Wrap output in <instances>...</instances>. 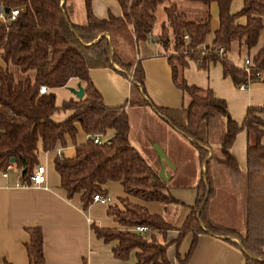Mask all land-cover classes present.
Returning <instances> with one entry per match:
<instances>
[{
  "label": "trees",
  "instance_id": "16d2710c",
  "mask_svg": "<svg viewBox=\"0 0 264 264\" xmlns=\"http://www.w3.org/2000/svg\"><path fill=\"white\" fill-rule=\"evenodd\" d=\"M0 1L7 12L20 10L14 20L0 23V62L4 65L0 66V173L11 166L19 171V184H27L37 163L38 147L42 152L63 147L65 136L73 141L74 126L78 124L87 135L85 143L74 144L73 157L53 159V169L67 199L80 194L81 209L85 211L92 204L93 195L106 196L107 182H118L127 198L164 207L176 203L157 173L130 146L124 107H105L88 78L90 69H112L115 64L123 69L119 72L121 75H131V92L138 94L137 88H140V94L130 97L128 104H149L142 97L144 75L140 64L124 63L118 49L151 38L168 62L173 85L186 99L176 119L164 114L163 117L190 140L198 163L203 166L202 177L195 188V203L174 241L177 245L185 234H191V243L183 259H179L177 253L174 258L185 263L197 236L209 234L238 240L239 247L230 244L242 251L245 264H264V146L260 144L264 124L259 118L264 113V102L258 107H249L241 124L237 125L230 119L222 100L215 99L208 89L187 85L182 77L188 63H194L201 70L209 64H218L222 76L228 77L236 87L263 81L264 43L254 55L244 57L251 60L249 73L234 65L228 54L233 44L245 53L255 47L264 30L260 23L264 0H240L242 8L236 14L229 12L233 0H182L197 6L195 10L182 9L170 0H114L119 16L109 14L107 19L95 18L91 13V0H81L82 24L69 20L66 0ZM211 3L217 7L218 27L210 44H206ZM159 7L164 21L152 37ZM239 18L245 19L244 25L237 23ZM219 49H222L221 54ZM9 65L23 74L32 72V77L14 81ZM71 79L81 85L82 98L69 99L56 106L53 90L65 87ZM40 87L46 88L44 94L38 93ZM155 110L162 115V110ZM59 113L68 114L61 121L54 120ZM107 131L113 133L110 138L99 145L92 142L91 136L103 137ZM240 131L246 134L243 173L239 172L229 151ZM218 179L240 185L246 217L243 233L214 223L207 216ZM127 198L118 201L122 210L116 206L107 209V214L124 230L91 225L95 236L106 243H117L112 254L118 260L126 259L136 249V264H172L166 257L164 243L172 226L160 215L131 205ZM134 226H144L148 231L144 235L130 232L128 229ZM27 234V264H43L40 230L27 229Z\"/></svg>",
  "mask_w": 264,
  "mask_h": 264
},
{
  "label": "crops",
  "instance_id": "0c3cea01",
  "mask_svg": "<svg viewBox=\"0 0 264 264\" xmlns=\"http://www.w3.org/2000/svg\"><path fill=\"white\" fill-rule=\"evenodd\" d=\"M65 4L69 20L74 24H82L84 22L82 1L66 0ZM197 8V6L187 7V5L184 7L190 10ZM241 8L242 2L233 0L229 6V12L236 14ZM208 11L210 20L206 44H210L213 33L218 27L216 4L211 3ZM91 13L97 19H107L109 14L118 17L119 9L114 0H91ZM237 23L244 25L245 19L239 18ZM260 23L264 29V16L260 18ZM153 28L150 35L152 37L159 31ZM263 43L264 30L260 33L255 47L249 52L245 53L233 44L228 58L234 65L241 66L244 57L254 55ZM130 48L132 52H127ZM119 49V58L124 63L138 62L140 64L144 75L142 97L149 104H128L130 97H137L140 94V88H137L138 94L131 92V76L121 75L119 73L121 70L115 64H112V69H90L88 78L105 107H124L128 120L130 146L157 175L162 173L164 181L162 179L161 181L166 185L168 194L176 203L164 207L155 202L127 198L120 183L107 182L105 190L109 203L107 205L92 203L85 211H82L80 194L67 199L59 186L58 175L53 169V159L56 156L73 157L74 144L81 145L87 139V135L82 132L80 126L75 124L76 132L73 141L65 136V145L57 146L51 152H42L40 146L38 147L36 166L44 169L43 188L16 187L19 183V171L12 167L6 173V177H2L0 173V264H27L25 246L29 241L27 229L31 228L40 230L43 264H136L135 254L138 250L134 249L126 259L118 260L112 254V248L117 243L104 242L97 238L91 229L93 225L100 229L124 230L114 222L113 217L107 214L109 206H116L122 210L118 201L123 198H127L131 205L144 208L150 214L160 215L172 226L173 230L166 233L164 240L167 245L166 257L172 264H181L174 258L176 253L179 259H183L188 252L191 234H185L177 245L174 241L178 236V229L195 203V188L202 177L203 166L198 163L197 152L190 144V140L172 128L168 119L163 117L164 114L176 119L186 99L173 85L168 62L159 46L151 38L132 46H120ZM0 66L4 67L1 62ZM182 77L187 85L208 89L215 99L222 100L230 119L237 125L241 124L249 107H258L264 102V74L261 75L263 81L251 83L244 90H238L228 77L222 76V70L218 64H209L206 69L201 70L197 69L194 63H188L182 71ZM77 84L79 83L75 79H71L65 87L53 90L55 105L58 106L56 93L61 90L67 92L61 98V103L69 99L75 100L68 89H75ZM155 109L162 110V115ZM66 116L67 114H56L54 120L61 121ZM259 118L264 124V113H261ZM112 134L111 131H107L101 137V141L110 138ZM260 144L264 146V132L260 138ZM245 147L246 134L240 131L236 134L229 150L240 173L245 171ZM216 183L223 186L225 198H232L233 209H235L236 203L242 201L239 183H232L226 179L220 181L218 179ZM226 192L229 193L226 194ZM242 212L244 231L246 217L243 209ZM212 220L214 221L213 218ZM234 230L241 233L237 229ZM230 242L237 244L233 238L200 234L195 240L189 258L183 264H245L242 251L237 246H232Z\"/></svg>",
  "mask_w": 264,
  "mask_h": 264
},
{
  "label": "rangeland",
  "instance_id": "374dc122",
  "mask_svg": "<svg viewBox=\"0 0 264 264\" xmlns=\"http://www.w3.org/2000/svg\"><path fill=\"white\" fill-rule=\"evenodd\" d=\"M178 5L180 8L186 7H193V4L186 3L182 0H170ZM191 5V6H188ZM164 21V13L161 8H158L155 13V22H154V30H159L160 24ZM159 32V31H158ZM120 49H118L119 52ZM127 52H132V49H127ZM117 66V65H116ZM118 67V66H117ZM120 70H123L121 67H118ZM8 70L12 73L14 81L23 80L26 76L29 78L32 77V72H28L27 74L21 73L16 67L9 65ZM131 74V73H130ZM131 76V75H130ZM67 94L66 90H61L60 92L56 93V104L59 106L61 104V98H63ZM60 115H66L68 113H59ZM63 119V118H62ZM216 192L214 198L209 204L207 216L211 219H214V223H217L224 227H230L237 229L243 233V212H242V202H237V207L233 209V202L231 201L232 198H225L223 196V186L219 183H215ZM226 191V190H225ZM229 192H226V194ZM244 210V209H243ZM234 239V238H233ZM236 240V239H235ZM237 241V246L239 247V242Z\"/></svg>",
  "mask_w": 264,
  "mask_h": 264
},
{
  "label": "built area",
  "instance_id": "2783aa9c",
  "mask_svg": "<svg viewBox=\"0 0 264 264\" xmlns=\"http://www.w3.org/2000/svg\"><path fill=\"white\" fill-rule=\"evenodd\" d=\"M4 7L0 1V23H5L8 21H12L15 19V17L18 16L20 10L15 9V10H10L9 12H4ZM183 39L185 41H187V36H184ZM202 49H205L204 47H202ZM218 53L221 54L222 53V49L218 50ZM243 71L245 73H249L250 71V67H251V60L249 58H246L243 60L242 65H241ZM255 77L258 78L259 75L255 74ZM251 84L250 82H246L244 84H240L237 86L238 90H244L246 89V87ZM46 92V88L45 87H40L38 90L39 94H44ZM101 135H93L91 136L92 142L96 145H99L102 141H101ZM11 169V166H7L6 168V172L2 173V177H6V173ZM44 169L41 166H35V168L33 169L32 173L29 175L28 177V183L27 184H17L16 187H20V188H43L44 185ZM109 198L107 196H100L98 194L93 195L92 196V203H99L102 205H107L109 203ZM130 232L133 233H137V234H141L144 235L145 233H147V228L144 226H134L130 229H128Z\"/></svg>",
  "mask_w": 264,
  "mask_h": 264
},
{
  "label": "water",
  "instance_id": "95a60500",
  "mask_svg": "<svg viewBox=\"0 0 264 264\" xmlns=\"http://www.w3.org/2000/svg\"><path fill=\"white\" fill-rule=\"evenodd\" d=\"M4 12L6 13L7 10L5 9ZM68 91L76 100H80L83 96V91H82V88L80 87L79 84L76 85L75 89H68ZM11 162H13V160H11ZM158 176L160 179H162L164 181L162 173H159Z\"/></svg>",
  "mask_w": 264,
  "mask_h": 264
}]
</instances>
